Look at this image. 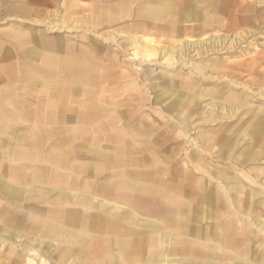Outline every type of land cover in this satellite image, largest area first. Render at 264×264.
<instances>
[{"label": "bare ground", "instance_id": "obj_1", "mask_svg": "<svg viewBox=\"0 0 264 264\" xmlns=\"http://www.w3.org/2000/svg\"><path fill=\"white\" fill-rule=\"evenodd\" d=\"M135 1L136 0L118 1L113 7L114 13H112V15H109V12L100 11L94 17V21L91 23L89 22V24H92L95 28L102 24L113 25L114 31H128L129 29H133L175 34L181 33L182 31H191L202 34L200 36H206L207 33L217 34L224 30V28H228V25L223 22L224 19L227 18V14L234 16V18L250 17V15L255 13V6L264 3V0H164L163 6H161V4L159 5L160 10L158 9V12H154L156 11L154 10L155 7L150 3V5L146 4L147 8H144L143 11L139 10V12H137L136 15H143L142 17L145 19L143 23L134 25L130 22L123 23L130 15V8L137 4L134 3ZM261 8L263 9V7ZM238 14H240V16ZM258 14H264V11L262 10V12H258ZM129 17L131 18V16ZM22 36L23 35H16L15 37ZM131 40L133 55L130 59L143 61V63L150 66H152V62H161L160 64H165L168 70H172L176 63H183L186 58L187 60H191L190 58L192 57H189L191 54H194L193 57H203L208 54L219 55L225 47L223 44L225 40H220L219 38H208V41H204V39L191 41V38H187L183 42L177 40L176 47L172 49L166 48L165 46L161 47L159 44L149 42L146 39L132 38ZM234 41L235 40L231 41L230 49H234ZM31 53L33 55L41 54V52L37 50H32ZM237 57H241V53L240 56ZM90 58L93 59L91 55L86 58L83 56V59H73L71 56L55 57L53 54H44L41 56L44 65H51L52 67L65 66L62 68L63 70L61 68H48L47 71L39 73L32 72L30 69V71L26 72L27 77L25 78V81L32 85V89H36L39 86L41 92L44 93L53 90L54 92H51H56L58 94L57 97L62 99H68L70 96L69 91H63V86L66 88L65 85H67V83L74 85L79 79L81 84H83V89L78 88L81 96L87 97L86 100L81 103V109L86 112L89 117V122H85L86 124L82 123V126L79 124V126L74 125V127L67 128L65 125L61 126V128L57 129L59 130L56 133L57 136L63 135L68 131H75L77 134L67 137L64 136L63 139H55L51 145L47 144L45 136L41 133L29 134V132H26L27 130H24L18 135V142L12 150H7L3 140H0V157L5 156L9 160L21 159L25 162V165L30 159L36 158V160H42L41 156L45 148L46 150L49 148L50 153L46 160L47 165L58 168L66 167V169H71V171H79V168H81L84 163L76 159L69 160L68 162V160H66V154L70 153V151L65 149V145L67 143H75L78 139L88 141L89 139L85 136L89 133L90 127L87 129V124L90 123V126H92L95 123L96 127H94V131L99 132L104 129L101 128L98 121L101 111H103V114H110L111 112L109 103L101 102L99 97L96 96V92L94 90L91 91L89 88L94 84L93 79H95V77H92L94 74V66ZM229 59L228 57L225 58L224 61L212 59L209 61L210 63H205L199 59V61L194 62V60H192L185 64L186 66L189 65L191 68H196L195 71L198 72L196 74L198 77L196 78L198 79L196 84L199 83L198 87L203 85L206 86L205 90H201L199 93L197 91L198 88L196 90L191 88L196 80L195 77L191 78V72L179 74L177 79L180 78V82H176L177 80L172 81L170 78L166 79L165 82L158 81L159 78L155 80L147 78L145 81L149 88V92H160L158 104L161 107L160 111L167 113V111L170 112L169 109L176 108L175 110L179 112L178 116H181L180 121H177L178 123L173 121L170 123L169 130L165 129L164 131H159L156 138H149L147 141L149 146H152L155 140L163 139V132L167 135L173 132L175 133L178 125H183L192 115L196 105H198L203 98H207L203 101L207 102L208 100L203 106V112L199 114L201 122L206 127L198 132L197 141L194 144L190 143V152L183 158L185 164H183L179 172L174 170V168L160 169L150 167V170H147L148 175H154L158 172L164 174L172 169V175L180 179L183 188L186 183L190 182L191 177L193 175L196 176L197 173L198 175L201 173L205 176L204 182L209 183L206 179L212 181L210 187H207L208 191L206 192L207 195L209 193L211 195L210 203L212 207L206 208V215L208 214L210 217L211 223L206 226L203 231L201 230L196 238L190 235L184 239L178 240L176 243L175 239L168 242L171 235H166L165 237L163 228H161L162 231H159L158 234L153 232V229L161 227V222H163V220H171L176 216V211L174 210L177 203L176 199L167 194L160 195L158 210L152 209L151 205L153 206L154 203V193L151 189L144 187L145 193L148 196L147 202L150 204L144 210V214L147 217L145 220L142 219L144 221L143 226L149 229L144 242L146 247L151 249L155 242L160 244V247L163 245L168 246V243L171 246L177 247L176 250L169 251L168 255L164 254L165 251H161L162 253L156 255H151L147 261H145V264H264V165L259 167L253 164L259 163L261 160L264 162V108H247L248 102L233 94L222 93L223 88L231 91L240 87L242 90H247L250 94H253L257 90H261L258 91L257 94L258 98H263L264 59H261L260 62L254 60L250 65H236L231 68L227 66V64H232ZM253 66H256V69L254 68L255 71L250 69L251 67L253 68ZM60 71H65L64 77H62V75L59 77ZM56 72H58L57 76ZM146 72L145 75L148 77L153 73V70H146ZM246 72L247 76H252V73H256L258 76H261L262 79L257 78L250 84L239 83L242 75L244 73L246 74ZM55 79L56 81H54ZM220 81L224 85L222 83L216 85V83ZM230 84L237 87L229 88ZM1 88L5 89L6 86ZM70 89L74 92L78 91L77 86ZM171 89H192V92L188 95L185 93H178V95H176L174 92L172 93L170 91ZM4 103L7 107H11V102L8 100H4ZM45 104L46 102H41L39 108L42 109L45 107ZM51 104V102H47L46 105L49 107ZM218 109H221L219 114L217 113ZM9 114L11 113H7L6 118L0 119V135L2 136H10V132L12 131L11 128L15 127L17 124L18 118H11ZM145 119L150 123L153 122L149 115H147ZM221 120H228L229 123L222 125L223 123H219ZM168 121L170 122V120ZM207 126H214L215 130L211 132L210 129H207ZM106 127L111 126H108L107 123ZM147 130H149V132L154 131V133L158 132V130L153 127H149ZM124 134L131 142H137V135L132 134L129 130L125 129ZM122 138L123 137L120 136L118 140L121 139V142L124 139ZM187 141L188 140H186V142ZM181 142H183V140ZM246 142L248 143L246 144ZM242 143L243 145L239 148ZM168 144L179 146V140L171 141V143L168 142ZM168 144L165 150L169 147ZM116 145L117 147L113 150H108L107 148L104 150L102 149L99 155L101 159L107 163L105 169L110 170L113 176L122 178L124 174L128 175L131 173L130 170H123V168L126 166L131 167L132 163L128 161L127 157L132 152L134 153L135 149L127 143H117ZM75 147L76 150L74 153L83 146L82 144H78V146ZM91 151L90 149L88 150V152ZM223 161L230 165L221 169L211 165V163L218 165L220 162L223 164ZM166 164L169 163L166 161ZM171 164H173V162H171ZM244 164L251 165V168H243ZM143 166H146L144 162ZM148 166L149 165H147V167ZM236 167L239 168L240 172L242 171V173H239V177L227 173L229 170H236ZM25 168L27 169V173L31 169L29 165H25ZM45 171H48V168L44 169L40 167L36 172H30V175H27L25 181H34V183H38V180L41 179L40 177L43 176ZM145 173L146 172L143 171V174ZM14 177H12V179ZM43 180L45 179L43 178ZM131 183L122 182L121 188L132 190L136 184ZM57 185L59 184L57 183ZM187 187L190 188V186ZM195 187L194 189H199V191H205L206 189L204 185H199V183H197ZM71 188H73L72 185L70 188L55 187L54 192L55 196H57L54 202L55 205L60 206L63 201L68 205H71L72 202L78 205L81 203L90 205L92 201L94 202V197H88L85 193H80ZM91 188H93L92 184L87 187L88 190H91ZM3 193L5 194L4 197L12 198L15 192L13 188H9L6 190L4 189ZM184 193L186 195L189 194V189L184 190ZM221 198L223 200H221ZM224 201H226L230 209L223 213L220 210L224 209ZM107 205L104 204L103 208H107ZM182 205L184 207L189 206L186 200L183 201ZM113 210L116 211L119 210V208L116 209V207H113L112 212ZM137 217H132V222H140L141 218ZM200 218L205 219L204 215L202 217L193 214V221ZM68 222L70 223L69 226H73L74 228L75 225H78V223L72 221ZM253 224H257L259 228L258 233H263V236L258 235V233L257 235L252 233V237L254 236L255 238V243L253 239H251L252 244L250 243L251 246H249L244 243L246 241V238H244V226L246 225L248 228L252 227ZM52 226H54L50 228L52 232H57L58 230L59 232H63V228L58 225ZM68 231L69 230L66 232ZM119 231H116L119 235H128L129 232L121 228ZM191 231L192 230H190V232ZM82 238V244H84L82 252L79 249L80 247H77L78 251L72 249L63 252L60 244H57L58 242L55 244L53 239L48 242L41 240L37 243V241L32 239L29 235H20L15 231L7 228L4 229L0 226V239L10 242V244L6 245L1 250L8 264H135L130 261V242L125 238H88L84 234ZM15 245L31 248L33 250L27 251L28 255L23 256L19 254V252L23 251L16 248ZM36 247H38L37 250H35ZM41 247H45L47 251L43 250L44 248L41 249ZM52 248L53 252L49 253L48 251ZM98 248L100 249L99 251H97ZM54 251L57 252L55 253ZM97 253L99 256L96 257L95 254L97 255ZM175 255H179L180 258L174 259ZM152 258H155L157 262L153 263Z\"/></svg>", "mask_w": 264, "mask_h": 264}, {"label": "rangeland", "instance_id": "obj_2", "mask_svg": "<svg viewBox=\"0 0 264 264\" xmlns=\"http://www.w3.org/2000/svg\"><path fill=\"white\" fill-rule=\"evenodd\" d=\"M116 1L117 0H0V88L6 86L5 89H0V119L6 118L7 113H11L9 114V117L11 118H18L15 127L11 128L12 131L10 132V136L6 135L3 137L5 146H8L7 150H11V147L15 145L17 137L22 131L30 129L32 126H37L35 129H46L52 135V137H54L57 133L56 130L61 128L63 125H65L67 128L74 127V125L79 126L82 123L89 122V117L87 116L86 112L82 111L81 109V103L85 101L87 97L81 96L78 88L83 89V84H81L79 79L74 85L67 83V85H65L66 88L63 86V91H69L70 94L69 98H66L67 100L65 98H58V94L56 92H51L53 90H49L48 93H44L41 92L39 86L36 89H32V85L25 81V78L27 77L26 72L30 71V69L32 72L39 73H43L48 70V67H46L47 65H44L43 61L41 60V56L44 54H53L55 57L71 56L73 59H81L83 56L86 58L91 55L86 50H93V54L96 56L95 59H97L101 64L100 68H98L99 71L92 75V77H95V79L97 77L100 80L96 83L94 82V84L89 88L91 91L94 90L96 92V96L100 98L101 102L109 103L112 113L111 115H108L106 113L103 114V111H101L98 121L101 128L104 129L99 132L94 131V127H96L95 123L92 126H90V123H88L87 129L90 127V130L85 137H87L89 140L86 141L78 139L75 142L76 145L82 144L83 147L80 150H77L76 153L70 157V159H76L79 162L83 161L86 164L97 163L99 158L98 156H95V153L92 152L94 154L93 155L91 152H88L89 149L92 150L95 147H99L101 149L107 148L108 150H113L117 147L116 144L120 143L117 138V133L123 127L122 125H126L125 128H131V130L133 129L137 132V134H140V132H138V128H143V125L146 126V124H148V122L143 119L144 115H149L150 119L153 120V124H150L151 127H155L156 125L160 126L159 131L166 129L165 125L169 126L172 121L176 123H178L177 121H180L181 116H178L179 112L175 110L176 108H171V111H167V113L160 111L161 107L158 105L160 100V92H149L147 84H143V77L141 76V70H143V68L145 71L153 70L155 76L157 75V77L159 76L158 78H162L160 79V82H165V80L169 78L172 81L177 80L176 82H180V78L177 79V77L182 73L191 72V78H198L196 76L198 73L195 71L196 68H191L189 65H185L192 60L196 62L200 59V61L210 63L209 61L212 59L224 61V59L228 57L230 58L229 61L232 62V64H227V66L231 68L233 66L235 67L236 65H250V63H252L254 60L260 62L261 59H264V14H259V21H256L257 19L255 16L258 15V12H262V10L264 11V3L260 5L257 4L255 6V13L257 12L256 14L254 13L255 15L253 14V17L255 16V18L247 24L239 20L231 19L229 22L243 24L240 26H234L233 24V26L224 28V30L217 34L207 33L206 36H200L202 34L197 33L196 36L190 35L189 37L177 39L183 42L187 38H191V41L202 39H204V41H208V38H219L220 40H225V43H223L225 47L223 45L224 49L219 55L208 54L203 57H193L194 54H191L189 56L192 57L190 58L191 60H187L186 58L184 59L183 63H176V65L173 66L175 69L173 68L172 70H168L166 69L165 64H160L161 62H152V66H150L143 63V61L130 59V57L133 55V52L129 53L130 48L128 45H125V43L118 38L117 40H114L113 37L109 35L111 27L109 28L107 26L106 28V25L104 24L103 27L105 28L100 27L99 29L97 28L92 30L90 28L88 29L85 24H83V18L90 20L95 10L99 8L98 6H113ZM134 3H137V1ZM261 7H263V9ZM27 8L29 10H33V12L31 14L26 13ZM99 12H97L96 15ZM238 15L240 16V14ZM227 18H234V16L227 14ZM18 31L23 33L22 37H14V34L17 35ZM177 40L173 39L164 41L162 44H160V46H165L166 48L172 49L173 47H176ZM232 40H235L234 49H230V43ZM125 48L126 50H124ZM31 50H37L41 52V54L32 55L29 52ZM240 53L241 57L238 58L237 56H240ZM143 64H145L147 67H143ZM63 67L58 66L51 68L62 69ZM254 68L256 69V66H253V68L251 67L250 69L254 70ZM59 73V77L61 75L62 77L65 76V71H60ZM252 74V76H247V72L246 74L244 73L239 80V83L250 84L257 78L262 79L261 76H258L256 73ZM57 75L58 72H56V76ZM54 81H56V79ZM197 81L198 79L194 81L195 84L191 88L195 90L198 88V93L201 90L204 91L206 86L203 85L198 87L199 83L196 84ZM221 83V81L219 83L217 82L216 85ZM74 86H77V92H74L70 89ZM236 87L230 84L229 88ZM170 91L172 93L174 92L176 95H178V93H185L188 95L186 89H171ZM258 91L261 90H257L253 94H250L247 90H242V88L237 87V89H233L231 91L223 88L222 93H230L238 96L242 100L248 102L247 108H264V97L258 98ZM205 99L207 98H203L201 101ZM4 100L11 102V107H7V105L4 103ZM201 101L198 105H196L192 115L186 120V122L183 123V125H178V128L175 132V137L179 140L180 155L182 158L190 152V143L194 144L197 141L198 132L206 127L201 122L199 114L200 112H203V106L208 102V100L207 102ZM41 102H46V104L47 102H51L52 104L49 106L50 108L45 104V107L41 109L39 108ZM220 111L221 109H218L217 113L219 114ZM168 120H170V122ZM107 123L108 126L111 125V127H106ZM219 123H223L222 125H224L228 124L229 121L221 120ZM207 127V129H210L211 132L215 130L214 126ZM159 131L155 132L152 137L158 136ZM164 133L165 132H163V134ZM76 134L77 133L75 131H68L62 136H57V138ZM141 136L143 137V133ZM139 139L140 141H143L141 138ZM52 140H54V138ZM182 140L183 142H181ZM186 140H188V143ZM51 142L52 141L49 140L48 144H51ZM123 142L133 146L131 140L125 139L122 141V143ZM243 143L240 144L239 148L243 145ZM247 143L248 142H246V144ZM135 147L138 149V151H141L138 153L137 157H139L138 159H141L142 162V164L138 166L137 170H139L141 173H143L144 169L150 170L149 167L143 166V146L136 145ZM7 161L8 158L5 156L0 157V167L4 172L7 170ZM183 164H185V161L181 163L182 166ZM253 164L262 167L264 162L261 160L259 163ZM35 165V162L29 163L31 169ZM211 165L221 169L229 166L230 164H221L220 162L218 165L213 163ZM245 165L246 164L243 165V168H251V165ZM229 171L227 172L228 174L236 175V177H239V173H242V171H239V168L234 171ZM10 174L11 172L8 169V175ZM107 174H110V170L104 171L101 176ZM201 175V173H199V175L197 173V176ZM101 176H99V178H101ZM155 178L164 179V181L167 183L169 181L167 177H162L159 174L155 175ZM225 204V206H227L226 202ZM19 205L23 208H27L35 205V202L25 200L20 202ZM149 205V202H146L143 203L142 206L145 208ZM38 206L43 209L51 207L46 202ZM228 209L230 208L228 207ZM84 212L88 213V215H93L94 213L91 210H84ZM246 225L244 226V238H246L244 243L251 246V239H253L255 243V238L254 236L252 237V233L257 235L259 228L257 227V224H253L252 227L248 228ZM3 228L5 229L7 227ZM82 235V233H79L78 236L82 237ZM258 235L263 236V233H258ZM72 239L73 238L70 236L61 237L54 243L56 244L58 242L57 244H60L63 252L70 251L72 249L78 251L77 247H80L79 249L82 252L84 247V244H82L83 238H76L77 242L75 240L72 241ZM34 240L39 243L41 240L48 242L51 239L42 237L35 238ZM8 244H10V242L0 239V264H8L3 257V252L1 251ZM15 246L16 248H19V250L23 251L19 252V254L23 256L28 255L27 251L33 250L27 247L18 245ZM157 247L158 243H153V247L151 249H154L155 253H152L151 255L158 254L156 253ZM37 249L38 247L35 248V250ZM41 249L47 251L45 247H41ZM99 250L100 249L98 248L97 251ZM48 252H53V248ZM54 252L56 253L57 251ZM95 256L97 257L99 254L97 253ZM152 259L153 263L157 262L155 258ZM131 263L143 264V260L131 261Z\"/></svg>", "mask_w": 264, "mask_h": 264}, {"label": "crops", "instance_id": "obj_3", "mask_svg": "<svg viewBox=\"0 0 264 264\" xmlns=\"http://www.w3.org/2000/svg\"><path fill=\"white\" fill-rule=\"evenodd\" d=\"M136 1H137V4L134 7H131L129 10V13H130L129 16H131V18L128 16L127 19L123 21V23L130 22L133 25L143 23V20H145L142 17L143 15H140V14L136 15L137 12H139V10L143 11L144 8H147L146 4L148 5L151 4L153 7H155L154 10L156 11L154 12H158L160 10L159 5L161 4V6H163V2H165L166 0L165 1L164 0H136ZM116 2L114 3L113 6L112 5L108 7L98 6L99 8L95 10L94 14H92L91 19L89 20V19L83 18L82 22H84L85 26L88 29L90 28L92 30L103 27L104 24L99 25L98 27L96 26L95 28V26H93L92 24H89V22L91 23L94 21V17L96 13L99 11L109 12V15H112V13H114L113 7L115 6ZM32 12L33 10H29L27 8L26 13L31 14ZM255 16H256L257 21H259V17H258L259 14ZM255 16L253 17V15H250V17H244V18H240V17L239 18H225L223 22L224 24H227L228 27L233 26V24L234 26H240L243 23L242 24L237 23V22L232 23L229 21H231V19L239 20L247 24L252 19H254ZM105 25H106L105 26L106 28L107 26L109 28L111 27L109 35H111L114 40H117L118 38L119 40L124 42L126 45H128V47L130 48L129 53L133 52V48L131 47L132 38H138V39L140 38L143 40L146 39L149 42H153L155 44L160 45L164 41H167V40H173V39L177 40L183 37H189L190 35L196 36L197 34L196 32H191V31H182L181 33H177V34L168 33V32L156 33L154 31L148 32V31L133 30V29H129L128 31H114L113 25H109V24H105ZM17 35H23V33L18 31ZM15 36L16 34H14V37ZM124 50H126V48ZM31 51L29 52L31 53ZM86 51L92 55L93 59L90 58V60L95 68V69L93 68V72L97 73L99 71L98 68H100L101 64L97 59H95L96 56L95 54H93L94 53L93 50L92 51L86 50ZM81 59H83V57ZM46 67L51 68L52 66L47 65ZM143 67H147V66L143 65ZM141 72H142L141 76L143 77V80H142L143 84L145 83L147 78H151L154 80L158 79L157 75L155 76L154 73H151L150 76L147 77L145 75L147 72L144 70V68L143 70H141ZM99 80H100L99 78H96V79H93V82L96 83ZM158 81H160V78L158 79ZM186 91L188 94H191L192 92L191 90H187V89ZM111 113L112 112H110V115ZM146 116L147 115H144L143 117L144 120H146L145 119ZM150 124L152 125L153 122L152 123L148 122L146 126L143 125V128L142 127L138 128L139 130L138 129L137 130L138 132H140V134L139 133L137 134V132L134 131L133 129L131 130V128H128V129L125 128L126 125H122L123 127L117 133V137L119 138L120 136H122L124 138V139L122 138L123 140L129 139L124 134L125 129L129 130L132 134L137 135V142L135 141L132 142L133 146H131L133 149H135V151L134 153L132 152L127 157L128 161L131 162L132 165L131 167L126 166L125 168H123V170H126V169L130 170L131 173L128 175L124 174L122 178L118 176H113L111 172L110 174H107L104 176L102 175L101 178H99V176L104 171H107L105 169V166L107 163L101 159L99 152L102 149L99 147H95L91 151V153L93 152L96 154L95 156L99 157L98 162L94 164H86L85 162L82 161L84 164L82 165L81 168H79L78 172L71 171V169H66V167L58 168V167H54L51 165H47L46 160L48 159V154L50 153L49 148L47 150L45 148V151L43 152L41 156L42 160H36V158H34V159H30L28 163L25 164V165H29V163H32V162L36 163V165L33 166L32 169H30L28 173L26 171L27 169L25 168V165H24L25 162L23 160L21 159L20 160L19 159L9 160L8 159V161L6 162L7 170L4 172L3 169H1L0 167V223H1V226L7 227V229L15 231L19 233L20 235L22 234L29 235L32 239L45 237L46 239L47 238L53 239L54 242L61 237H69V236L73 238L72 241L73 240L76 241V238L83 237V235L82 237H79L78 236L79 233L86 235L88 238H105V239L118 238V237L125 238L128 242H130V249H131L130 260L131 261L143 260V264H145V261H147L149 256L152 253H155L154 249H148L144 245L145 238L147 237V233L149 231L148 228L143 226V222H144L143 220H145V218L147 217L144 214V210L147 207L144 208L142 206L143 203H146L148 200V196L144 190V187H147L151 189L152 192L154 193V198H153L154 203H153L152 209L154 208L158 210L159 208L158 202L160 201L159 196L163 194H167L171 197H174L177 201L174 207V210L176 211V216L171 220H163V222H161V227L159 228L157 227L153 229V232L158 234L159 231H162L161 228H163L165 237L166 235H171L168 239V242L175 239V243L178 240L184 239L190 235L196 238L199 235L200 231L201 230L203 231L205 227L211 223L210 217L208 216V214L206 215L207 213L206 208L212 207L210 203L211 195L210 193L207 195L206 192L208 191L207 187H210V183H212V181H210L209 179H206L207 181H209V183L204 182L205 176L203 174L201 176L193 175L191 177L190 182L186 183V185H184V188H183V185L180 179L172 175L171 173L173 172L172 169L169 170L170 168H174V170L179 172V170L182 168L181 163L185 161L183 160L184 157L182 158L180 155V146H176L175 144H170V145L168 144V142L171 143V141H178V138L175 137L174 132L168 135L164 133L162 135V137H164L163 139L155 140L152 143V146H149L147 141L149 138L152 137V135H154V131L149 132V130H147L149 129V127H151ZM169 126L165 125L167 130H169ZM35 127L37 126H34V127L32 126L30 129H26L27 130L26 132H29V134H33V133L40 134L41 133L42 135L45 136L47 144L49 140L53 142L55 139L64 138V136L62 138H57V135L52 137V135L46 129L40 130V129H35ZM159 127L160 126L156 125L153 128L159 131ZM56 131L58 132L59 130H56ZM142 133H143V137L141 136ZM58 136H62V135H58ZM3 137L4 136L0 135V140L1 141L3 140V143H4L5 141ZM53 138L54 140H52ZM139 138H141V140L143 141H140ZM120 140L121 139H119V142ZM17 142L18 140L16 141L15 145L17 144ZM51 144H48V145H51ZM119 144H124V142L122 143L121 141ZM167 144L169 145V147L165 150ZM136 145L143 146V162L145 163V165L148 164L149 168L150 167L160 168V169L169 168L168 173L163 174L162 172H158V173H155L154 175H148L146 169H144V171L146 172L145 174L137 170L138 166L141 165L142 162H141V159H138L139 157H137L138 153L141 151H138V149L135 147ZM14 146L11 147V150L13 149ZM75 146H78V145H76L75 143H67L65 145V149L70 151V153L66 154V160H68V162L69 160H71L70 157L74 154L76 150ZM5 147L7 148L8 146H5ZM166 161L169 164H166ZM171 162H173V164H171ZM222 163H224V161ZM40 167L44 169L48 168V171H45L43 176L40 177L41 179L38 180L39 181L38 183H34V181L33 182L25 181V178L27 177V175H30V172H36L38 168ZM8 169L11 172L10 175H8ZM158 174L161 175L162 177H167V179L169 180L168 183L165 182L164 179H161V178L156 179L155 175H158ZM12 177L14 178L12 179ZM43 178L45 180H43ZM122 182H126V183L132 182V183H135L136 185L134 186V189L132 190H125L121 188ZM57 183L60 186L57 185ZM197 183H199V185L200 184L204 185L206 188L205 191H199V189L197 190L194 189L196 188L195 186H197ZM90 184H92L93 188H91V190H88L87 187ZM180 184L182 187L180 186ZM71 185L73 186V188L71 189H74L75 191H79L80 193H85L88 197H94V202L91 200L92 202L90 205L82 204V203L78 205L77 203L74 204L73 202L71 203V205H68L66 204V202L63 201V203L60 206L55 205L54 202L56 201V197H57L55 196V192H54L55 187L56 188L58 187L70 188ZM187 186H190V188H188ZM9 188H13L15 192L13 193L12 198L4 197L5 194L3 193V190L9 189ZM183 189L184 190L189 189V194L186 195ZM25 200L34 201L35 205L27 207V208H23L22 206L19 205V203ZM184 200L187 201L189 206L184 207L182 205ZM221 200L223 199L221 198ZM45 202L51 207L47 209H43L38 206L40 204H44ZM104 204L106 205L108 204L106 206L107 208H103ZM223 205H224V209L220 211L223 213L229 211L228 205L225 206L226 205L225 203ZM113 207H116V209L119 208V210H116V211L113 210L112 212ZM83 209L91 210L94 213L93 215H88V213H85ZM193 214H195L196 216H202V217L204 215L205 219L200 218L198 220L195 219V221H193ZM132 217L141 218V220L140 222L134 223L132 222ZM68 221L78 223V225H75V228L72 226L73 227L72 228L71 226H69L70 223ZM172 223L175 225H173ZM52 225H58L59 227L63 228V232H59V230L57 232H52L50 229L51 227H54ZM120 228L128 230L129 231L128 235L127 234H123V235L117 234ZM139 228L142 230H140ZM71 229L73 230V232ZM67 230L69 231L66 232ZM190 230L192 231L190 232ZM167 245L168 246L163 245L160 247V244H158V247L156 248V253L159 254L165 251L164 254L168 255L169 251L177 249V247L171 246L169 243ZM178 258H180L179 255H175L174 259H178Z\"/></svg>", "mask_w": 264, "mask_h": 264}]
</instances>
